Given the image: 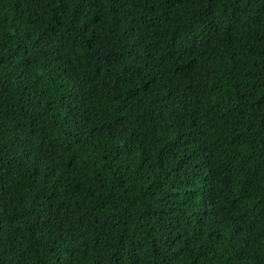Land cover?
<instances>
[{"label":"trees","instance_id":"16d2710c","mask_svg":"<svg viewBox=\"0 0 264 264\" xmlns=\"http://www.w3.org/2000/svg\"><path fill=\"white\" fill-rule=\"evenodd\" d=\"M0 264H264V0H0Z\"/></svg>","mask_w":264,"mask_h":264}]
</instances>
